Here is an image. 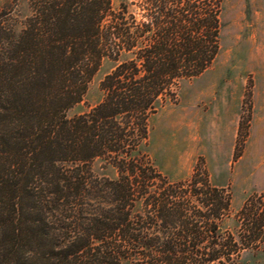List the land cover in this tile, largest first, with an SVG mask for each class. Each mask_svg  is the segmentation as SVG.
<instances>
[{
  "label": "trees",
  "instance_id": "1",
  "mask_svg": "<svg viewBox=\"0 0 264 264\" xmlns=\"http://www.w3.org/2000/svg\"><path fill=\"white\" fill-rule=\"evenodd\" d=\"M26 3L17 32L0 8V264H237L264 251V191L234 234L231 192L203 164L170 180L142 151L149 116L212 63L221 0ZM106 55L118 62L101 99L68 116ZM101 156L115 178L93 174Z\"/></svg>",
  "mask_w": 264,
  "mask_h": 264
},
{
  "label": "rangeland",
  "instance_id": "2",
  "mask_svg": "<svg viewBox=\"0 0 264 264\" xmlns=\"http://www.w3.org/2000/svg\"><path fill=\"white\" fill-rule=\"evenodd\" d=\"M120 1L112 0L113 6ZM10 7L17 32L26 0H0V8ZM128 56L123 53L119 59ZM117 62L112 56L102 57L82 100L68 109V116L99 102L100 80ZM176 117L174 123L171 118ZM148 125L142 151L153 166L178 180L189 176L197 162L203 164L211 182L231 192L230 213L222 227L237 234L243 201L264 191V0H221L218 50L212 63L182 79L175 97L157 107ZM90 168L96 176H117L106 157L94 158ZM237 264H264V251L243 249Z\"/></svg>",
  "mask_w": 264,
  "mask_h": 264
},
{
  "label": "crops",
  "instance_id": "3",
  "mask_svg": "<svg viewBox=\"0 0 264 264\" xmlns=\"http://www.w3.org/2000/svg\"><path fill=\"white\" fill-rule=\"evenodd\" d=\"M176 119H178L177 117L176 118H171V120L173 121V120H175L176 121ZM174 122V121H173ZM175 123V122H174Z\"/></svg>",
  "mask_w": 264,
  "mask_h": 264
}]
</instances>
